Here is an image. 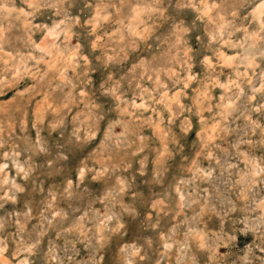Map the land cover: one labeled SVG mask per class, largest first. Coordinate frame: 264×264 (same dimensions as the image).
<instances>
[{
	"label": "rangeland",
	"instance_id": "obj_1",
	"mask_svg": "<svg viewBox=\"0 0 264 264\" xmlns=\"http://www.w3.org/2000/svg\"><path fill=\"white\" fill-rule=\"evenodd\" d=\"M0 163L1 264H264V0H0Z\"/></svg>",
	"mask_w": 264,
	"mask_h": 264
},
{
	"label": "bare ground",
	"instance_id": "obj_2",
	"mask_svg": "<svg viewBox=\"0 0 264 264\" xmlns=\"http://www.w3.org/2000/svg\"><path fill=\"white\" fill-rule=\"evenodd\" d=\"M252 10V9H251ZM261 10H262V4H258V5H256L254 8H253V11H252V14H254V15H256V16H260L261 14ZM134 13V12H133ZM260 14V15H259ZM139 24V23H138ZM54 27V26H53ZM137 27V26H136ZM218 29V28H217ZM137 30V29H136ZM136 30L134 29L133 30V32H136ZM143 31H144V29H143ZM48 34L49 35H55V34H58L56 31H55V29H50V30H48ZM136 34V33H135ZM54 38V37H53ZM52 45V44H51ZM39 49H42L41 47L39 48ZM262 49V48H261ZM44 50V49H43ZM42 50V51H43ZM45 51H46V48H45ZM218 56H220V55H218ZM220 57H222V58H225L226 60L229 58V56L228 55H226V54H222ZM225 60V61H226ZM230 60V59H229ZM223 61V60H222ZM236 80V79H235ZM221 86V85H220ZM1 164V163H0ZM5 166V165H4ZM3 169V168H2ZM264 213V212H263ZM29 249V248H28ZM1 250V249H0ZM26 262L24 261V264H25ZM1 264V263H0ZM17 264H22L21 262H18Z\"/></svg>",
	"mask_w": 264,
	"mask_h": 264
}]
</instances>
